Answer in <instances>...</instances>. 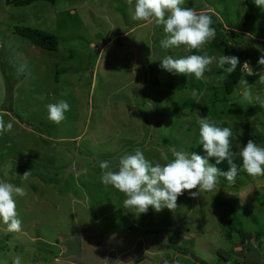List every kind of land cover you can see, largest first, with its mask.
<instances>
[{"label": "rangeland", "instance_id": "obj_1", "mask_svg": "<svg viewBox=\"0 0 264 264\" xmlns=\"http://www.w3.org/2000/svg\"><path fill=\"white\" fill-rule=\"evenodd\" d=\"M9 1L0 0V111L7 98L2 66L9 62L19 67L10 70L12 78L24 75L12 107L35 130L29 133L16 121L0 136V180L26 193L17 198L21 232L0 225V264H11L16 255L23 264H100L108 252L113 264H125L122 257L135 242V251L145 249L141 264H264V175L239 171L234 184L219 177L211 192L193 198L189 191L197 189L185 190L174 210L149 207L141 215L124 208V194L99 179L101 161L115 169L120 156L136 148L161 163V152L170 159L173 150L193 152L200 116L232 129L240 165L239 148L249 140L264 146V109L243 102L239 84L226 94L216 61L196 80L162 70L158 60L246 55L250 67L244 64L243 78L264 99V85L258 83L264 45H235L223 29L264 39V11L254 0H185L183 7L210 15L216 29L215 40L187 52L160 46L162 26L132 20L135 0L39 1L25 7ZM15 27L55 35L58 51L34 47L14 33ZM110 40L100 55L98 44ZM61 99L70 111L56 124L47 119L46 105ZM113 245L115 253L109 251Z\"/></svg>", "mask_w": 264, "mask_h": 264}, {"label": "clouds", "instance_id": "obj_2", "mask_svg": "<svg viewBox=\"0 0 264 264\" xmlns=\"http://www.w3.org/2000/svg\"><path fill=\"white\" fill-rule=\"evenodd\" d=\"M184 3L185 0H135L134 9H129V16L134 21L154 22L157 26H162L164 38L160 41V46L164 49L183 47L186 52L198 50L205 43L215 40L216 29L212 26L210 15L198 14L193 8L183 7ZM254 3L264 11V0H254ZM158 60L162 70L175 75L192 76L196 80L202 79L205 72L211 71L210 65L213 61H216L219 69L228 74L233 73L240 64L238 57L224 54L218 57L206 54L181 57L167 55ZM6 63L13 67L9 62ZM245 64L249 66L248 63ZM258 64L264 66V52L260 55ZM247 73L251 75L253 70ZM19 74L21 75V72ZM258 83L264 85V72L259 73ZM248 86L244 78L239 81L241 100L264 109V99L252 93ZM46 108L47 119L59 124L70 111V104L61 99L56 103L47 104ZM196 124L199 127L197 142L202 145L206 155L196 151L188 153L173 150L170 159L167 153L161 152L160 158L165 161L161 163L146 158L144 151L136 148L133 152L121 155L115 169L110 167L108 161H101L100 182L123 193V207L133 210L131 213L141 215L146 213L149 207L156 212L165 208L174 210L177 208L178 197L185 190L197 189L195 192L189 191L193 198L203 192H211L216 189L219 177L225 178L229 184H234L239 171L252 177L264 175V146L249 140L246 146L239 148L241 165L238 168L232 158V129L221 127L216 121L201 116L196 120ZM13 127L11 119L6 121L0 117V136L10 133ZM210 158H215V164L210 163ZM225 160L229 169L222 171L216 165ZM29 173L22 175L23 179L26 180ZM25 194L22 186L0 180V225H4L5 231L9 233H20L22 230L17 198ZM11 264H23L22 256L13 257Z\"/></svg>", "mask_w": 264, "mask_h": 264}, {"label": "trees", "instance_id": "obj_3", "mask_svg": "<svg viewBox=\"0 0 264 264\" xmlns=\"http://www.w3.org/2000/svg\"><path fill=\"white\" fill-rule=\"evenodd\" d=\"M39 1H45L48 2L50 4H55L57 2V0H11L9 1V4L15 6V7H25V6H29L35 2H39ZM14 32L17 33L19 36H21L22 38H25L26 40H28V42L42 50L48 51V52H56L59 49V43L57 41V38L50 34V33H46V32H40L38 30H34L31 28H18L15 27L14 28ZM228 34H230L232 36V39L235 42V45H239L241 43H243L244 41H246L245 39H247L246 35H241L235 32H230L227 31ZM237 39V40H236ZM261 44V43H260ZM262 45H264V43H262ZM240 61V64H238L236 70L231 73L228 74L225 71H220V73L222 72L223 78H222V84L224 86L225 92L226 94L230 95L233 94L234 91L237 88V85L239 84V81L243 78L244 76V72H243V66L246 62V55H237ZM6 63V62H5ZM15 68H12V66H9L7 63L5 65L2 66V72L4 74L5 77V81H6V89H7V98L6 101L4 102L1 111H6V112H10L14 115V117H18V119L23 120L20 115L13 109L12 107V101H13V91H14V86L19 82V80H22L24 75H18L17 78H12L11 74H10V70H14ZM17 72V71H16ZM12 78V79H11ZM24 125L29 126V124H27L26 122H24ZM193 151L198 152L201 155H206V153L204 152L202 145L197 144L196 146L192 147ZM233 161L237 164L238 168L240 166V164H238L236 158L233 155ZM211 163L215 164V158H210ZM220 170L222 171H227L229 169V165L227 161L222 162L219 165H216ZM240 172H238L237 176L239 175ZM242 239H246L244 238V236L240 233ZM232 238V237H231Z\"/></svg>", "mask_w": 264, "mask_h": 264}, {"label": "crops", "instance_id": "obj_4", "mask_svg": "<svg viewBox=\"0 0 264 264\" xmlns=\"http://www.w3.org/2000/svg\"><path fill=\"white\" fill-rule=\"evenodd\" d=\"M223 29H229L230 30V32L231 31H237V33L239 34V33H241L239 30H234V29H232V28H229V27H227V28H225V27H223ZM228 30V31H229ZM239 31V32H238ZM243 34L244 35H246L247 36V39H245L246 41H250V42H252V43H254V44H262V43H264V39H261V38H256V37H254V35L251 33V31H250V33L248 34L247 32H243ZM125 35H127L126 33H124V34H117L116 36H115V39H117V38H120V37H124ZM109 40V39H108ZM112 40H110V41H108L106 44H98V48H100V55H102V53H103V51L108 47V46H110L111 44H109L110 42H111ZM245 41V42H246ZM94 45H96V44H94ZM102 58L101 57H98L97 58V60H96V64L98 65L99 64V61L101 60ZM133 70V69H132ZM133 71H135V70H133ZM264 71V69L262 70V71H259V73L260 72H263ZM1 74L2 75H4L3 74V72H1ZM95 75H96V68L94 69V72H93V81L95 80ZM24 80V79H23ZM22 80V81H23ZM21 81V82H22ZM21 82H19V83H21ZM18 83V84H19ZM18 84H16V86L18 85ZM16 88V87H15ZM91 88H93V84H92V86H91ZM13 97H14V94H13ZM12 106H13V104H12ZM14 109V108H13ZM16 111V110H15ZM17 112V111H16ZM0 113H2V115L4 116H7V117H11L12 118V121H13V123L14 124H16L17 122L16 121H18V123L21 121V119H18V117L16 118V117H14V115L12 114V113H10V112H6V111H0ZM18 113V112H17ZM11 118H9V119H11ZM21 123L24 125V121L22 122L21 121ZM25 126V125H24ZM23 126V129L24 130H26V131H28L29 133H32L33 131L32 130H35L34 129V127H32V124L31 123H29V126H25L24 127ZM38 134V133H37ZM36 134V135H37ZM8 144H10V143H8ZM1 147V146H0ZM25 157H26V155L23 157V158H20V160H24L25 159ZM12 158H13V156H12ZM11 158V159H12ZM11 159H9V160H11ZM79 170V169H78ZM24 173V172H23ZM101 219V218H100ZM94 227V225H92V227L91 228H93ZM100 233V232H99ZM99 236H101V233H100V235ZM87 239H90V238H87ZM101 241H102V239L101 238H99ZM103 243H105V242H103ZM136 243L137 242H135L134 244H132L126 251H125V254H126V256H124V257H122V259H123V261L125 262V264H141V263H145V262H143V259H144V254H142L141 255V253H144L145 252V249L142 247V248H139V250H137V251H135V248H134V246L136 245ZM94 245L96 246V247H98L99 248V246L101 245V242H97L96 241V243H94ZM115 246L113 245L112 246V248H110L109 249V251H111V252H113V253H115V249H113ZM131 248V249H130ZM128 253V254H127ZM108 254L111 256V254L108 252ZM108 254L106 255L105 254V256H104V262L103 261H101V263L100 264H106L107 262H110V264H113V262H111L110 260H108ZM132 254H137V255H140L137 259H136V256L135 257H132V258H130L131 257V255ZM129 255H130V257H129ZM132 256H134V255H132ZM153 257V256H152ZM155 260H156V258H155ZM57 261V260H56ZM157 261V260H156ZM117 263V261L115 262V264ZM154 264H156V263H154Z\"/></svg>", "mask_w": 264, "mask_h": 264}]
</instances>
